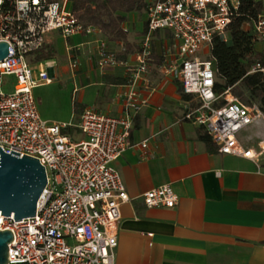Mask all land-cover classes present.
<instances>
[{"label":"built area","instance_id":"built-area-1","mask_svg":"<svg viewBox=\"0 0 264 264\" xmlns=\"http://www.w3.org/2000/svg\"><path fill=\"white\" fill-rule=\"evenodd\" d=\"M238 6L239 0L149 1L144 9L147 29L137 62L128 71L121 114L86 107L76 124H49L40 117L33 89L50 82V77L41 72L33 79L31 56L52 32L67 40L91 36L97 29L82 25L70 0H0V41L8 43V54L0 59V147L5 153L13 150L37 158L47 181L35 216L14 221L12 215H0V230L9 229L13 235L6 264H115L120 206L129 196L114 161L130 147L133 119L149 99L150 92L140 96L138 88L147 85L155 31L168 30L174 40L175 59L164 63L165 75L178 79L182 91L197 99L185 118L206 129L218 152L259 161L264 138L245 146L238 133L264 122V112L256 103H241L228 89L221 94L214 91L213 38H227ZM252 25L256 40L264 46V11ZM97 41L99 66L116 65L106 42ZM71 50L69 65L76 69L79 62ZM257 69L264 67L252 68ZM222 96L225 102L216 105ZM65 127H76L82 137L62 133ZM135 146L145 150L148 142ZM141 197L147 207H173L178 201L170 184L147 190Z\"/></svg>","mask_w":264,"mask_h":264},{"label":"crops","instance_id":"crops-1","mask_svg":"<svg viewBox=\"0 0 264 264\" xmlns=\"http://www.w3.org/2000/svg\"><path fill=\"white\" fill-rule=\"evenodd\" d=\"M128 15L123 26L132 47L126 54L122 42L108 41L98 30L67 40L56 32L47 36L52 53L57 39L68 42L66 56L72 47L79 65L62 70L80 80L83 88L74 87L73 92L81 90L77 102L85 108L121 114L128 71L137 62L146 24L144 11ZM97 40L106 42L116 65L99 66ZM152 43L163 59L149 60L147 85L138 88L140 96L150 92L148 102L133 119L130 147L114 161L129 196L120 206L114 263L264 264V155L256 162L209 151L198 138L200 125L185 118L198 103L196 97L185 94L178 79L165 75L164 63L175 59L171 33L153 32ZM48 73L54 77L53 69ZM87 86H94L89 103L83 90ZM80 113H74L69 122L76 124ZM250 126L256 131L254 137L247 141L238 137L245 146L264 138L263 121ZM71 136L82 137L79 130ZM143 140L148 142L145 150L135 146ZM162 184L172 186L177 203L147 207L141 194Z\"/></svg>","mask_w":264,"mask_h":264},{"label":"trees","instance_id":"trees-1","mask_svg":"<svg viewBox=\"0 0 264 264\" xmlns=\"http://www.w3.org/2000/svg\"><path fill=\"white\" fill-rule=\"evenodd\" d=\"M149 1L151 0H70V9L83 26H94L108 41L122 42L125 48L123 53L126 54L129 52V47H132L127 39L128 32L123 26L127 14L143 12ZM262 11H264V0H239L238 9L233 12L227 28V38L214 36L211 56L215 70V93L221 94L228 89L241 103L246 105L256 103L264 112V69L252 70L254 66L264 67V46H258L252 25L257 14ZM146 29L145 24L143 33ZM154 33L158 34V31ZM47 46L51 47L45 44L43 48L35 51L31 60L51 57L52 49ZM151 58L155 62H161L163 59L155 52L153 43ZM224 102L222 96L216 105ZM197 104L195 103L194 106ZM84 108L85 106L77 101L73 102L74 113H80ZM61 131L73 135L78 129L65 127ZM198 138L209 151H218L211 136L201 125L198 129Z\"/></svg>","mask_w":264,"mask_h":264},{"label":"water","instance_id":"water-1","mask_svg":"<svg viewBox=\"0 0 264 264\" xmlns=\"http://www.w3.org/2000/svg\"><path fill=\"white\" fill-rule=\"evenodd\" d=\"M8 54V43L0 41V59ZM44 167L37 158L0 147V215H12L14 221L35 216L37 202L46 185ZM9 229L0 230V264L8 261Z\"/></svg>","mask_w":264,"mask_h":264},{"label":"rangeland","instance_id":"rangeland-1","mask_svg":"<svg viewBox=\"0 0 264 264\" xmlns=\"http://www.w3.org/2000/svg\"><path fill=\"white\" fill-rule=\"evenodd\" d=\"M130 15L128 16L131 17ZM65 45L67 46L68 42L57 39L51 57L37 61L30 60L29 64L34 80L38 79L41 72H46L49 76V70L53 69L54 71V77L49 76L50 82L39 84L33 89V95L36 99L40 117L48 121L49 124L62 123L63 121L67 123L73 119V102L78 101L81 94V90L76 93L73 92V88H83L79 79L76 81L71 77L70 71L63 72L62 70L63 68L69 67V59L66 56ZM258 46L260 47L261 44L258 43ZM83 90L86 93V103H89L94 86L84 87ZM76 117L77 115L74 119ZM255 132L253 126H249L241 130L238 133V137L242 141H247L255 136Z\"/></svg>","mask_w":264,"mask_h":264}]
</instances>
